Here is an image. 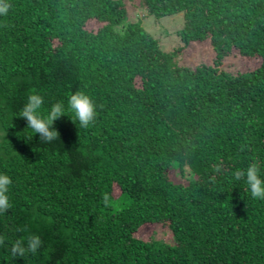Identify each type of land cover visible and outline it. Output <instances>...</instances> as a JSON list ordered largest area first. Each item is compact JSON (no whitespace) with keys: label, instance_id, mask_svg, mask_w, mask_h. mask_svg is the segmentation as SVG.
<instances>
[{"label":"trees","instance_id":"obj_1","mask_svg":"<svg viewBox=\"0 0 264 264\" xmlns=\"http://www.w3.org/2000/svg\"><path fill=\"white\" fill-rule=\"evenodd\" d=\"M10 3L0 172L12 206L0 214V264H264V200L232 176L252 161L264 173V0ZM178 13L177 34L209 38L211 63L178 62L144 26ZM229 56L241 66L225 68ZM78 90L97 105L88 127L62 115L55 140L22 135L15 115L28 94L46 111ZM29 234L41 248L3 260Z\"/></svg>","mask_w":264,"mask_h":264},{"label":"clouds","instance_id":"obj_2","mask_svg":"<svg viewBox=\"0 0 264 264\" xmlns=\"http://www.w3.org/2000/svg\"><path fill=\"white\" fill-rule=\"evenodd\" d=\"M11 8L10 0H0V16H6ZM45 100L43 95L34 91L28 94L25 102L15 116L26 121L23 136L31 139L38 134L40 142L55 140L59 133L54 127V121L62 115H67L79 128L88 127L97 116V105L93 97L85 91H74L64 101H56L43 110ZM27 129V131H24ZM7 131V129H6ZM236 181H243L249 195L254 199L264 200V173H262L259 162L252 161L245 168L237 169L232 173ZM12 183L11 177L0 172V214L5 213L12 206L9 188ZM42 246V239L38 234H29L25 239H16L6 248V255L13 260L23 257L29 253L35 254Z\"/></svg>","mask_w":264,"mask_h":264},{"label":"rangeland","instance_id":"obj_3","mask_svg":"<svg viewBox=\"0 0 264 264\" xmlns=\"http://www.w3.org/2000/svg\"><path fill=\"white\" fill-rule=\"evenodd\" d=\"M128 9L130 12H132L130 15L131 19H137V17L144 18L143 16L146 14L144 10L136 9L133 5H129ZM160 20L162 25H159V28H157L155 25L156 23L153 16L144 19V26L150 31H154L156 33L161 32L157 35H162L161 43L163 47L166 50L177 51L174 58L178 62L195 65V63L198 62L211 63L213 61L215 51L210 44L209 38L196 40L185 44L177 34L178 29L182 25V13L166 16ZM238 60V58L237 60H231V57L229 56L228 59L223 61V64L225 68L231 69L233 65L241 66V64H238L240 63ZM178 175L180 176L181 174L178 173Z\"/></svg>","mask_w":264,"mask_h":264}]
</instances>
